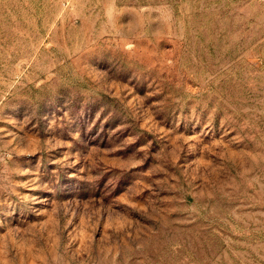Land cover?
I'll list each match as a JSON object with an SVG mask.
<instances>
[{"label": "rangeland", "instance_id": "rangeland-1", "mask_svg": "<svg viewBox=\"0 0 264 264\" xmlns=\"http://www.w3.org/2000/svg\"><path fill=\"white\" fill-rule=\"evenodd\" d=\"M0 264H264V0H0Z\"/></svg>", "mask_w": 264, "mask_h": 264}]
</instances>
